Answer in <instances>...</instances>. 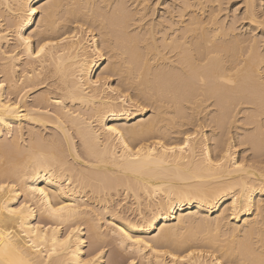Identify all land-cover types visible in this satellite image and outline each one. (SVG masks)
<instances>
[{
	"label": "bare ground",
	"instance_id": "1",
	"mask_svg": "<svg viewBox=\"0 0 264 264\" xmlns=\"http://www.w3.org/2000/svg\"><path fill=\"white\" fill-rule=\"evenodd\" d=\"M240 2L0 0V264H264V0Z\"/></svg>",
	"mask_w": 264,
	"mask_h": 264
},
{
	"label": "rangeland",
	"instance_id": "2",
	"mask_svg": "<svg viewBox=\"0 0 264 264\" xmlns=\"http://www.w3.org/2000/svg\"><path fill=\"white\" fill-rule=\"evenodd\" d=\"M235 1L237 2V4H235V5H237V6L240 5L239 8H238V9H240L241 5H243V4H241L240 0H230L231 3H232V2L234 3ZM238 2H239V3H238ZM231 3H230V4H231ZM233 3H232V4H233ZM238 4H239V5H238ZM235 5H234V6H235ZM235 7H236V6H235ZM158 9H159V10H158L159 12L162 10V9H160V8H158ZM240 26H242V24H241ZM245 26H246V25H244L243 27H245Z\"/></svg>",
	"mask_w": 264,
	"mask_h": 264
},
{
	"label": "snow or ice",
	"instance_id": "3",
	"mask_svg": "<svg viewBox=\"0 0 264 264\" xmlns=\"http://www.w3.org/2000/svg\"><path fill=\"white\" fill-rule=\"evenodd\" d=\"M36 13V9L35 7H33L32 9V14H35ZM41 51H43V48L41 49ZM37 55H39V53H37ZM137 151H139V149H137ZM63 207V206H62ZM58 211V210H57ZM127 235V234H125ZM129 239H132L131 237H129ZM135 243H142V241H135ZM189 255H191V253H189Z\"/></svg>",
	"mask_w": 264,
	"mask_h": 264
}]
</instances>
